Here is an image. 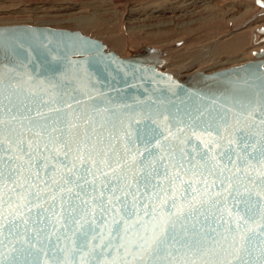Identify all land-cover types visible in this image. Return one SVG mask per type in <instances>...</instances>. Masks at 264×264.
I'll list each match as a JSON object with an SVG mask.
<instances>
[{
  "label": "snow or ice",
  "instance_id": "6c2138e0",
  "mask_svg": "<svg viewBox=\"0 0 264 264\" xmlns=\"http://www.w3.org/2000/svg\"><path fill=\"white\" fill-rule=\"evenodd\" d=\"M249 87L181 114L0 77V264H264V78Z\"/></svg>",
  "mask_w": 264,
  "mask_h": 264
},
{
  "label": "water",
  "instance_id": "95a60500",
  "mask_svg": "<svg viewBox=\"0 0 264 264\" xmlns=\"http://www.w3.org/2000/svg\"><path fill=\"white\" fill-rule=\"evenodd\" d=\"M264 40V27L257 29ZM22 55L18 56L16 53ZM162 51L143 46L121 56L100 39L80 30L28 23L0 24V77L30 74L36 80L62 82L66 88L86 86L87 105H132L134 109L193 111L219 109L225 97L242 99L264 78V48L254 59L212 72L177 77L162 70ZM101 93L103 95H101ZM218 103L213 104V101Z\"/></svg>",
  "mask_w": 264,
  "mask_h": 264
},
{
  "label": "rangeland",
  "instance_id": "374dc122",
  "mask_svg": "<svg viewBox=\"0 0 264 264\" xmlns=\"http://www.w3.org/2000/svg\"><path fill=\"white\" fill-rule=\"evenodd\" d=\"M13 23L80 30L121 56L149 45L164 54L161 69L181 77L253 59L252 35L238 51L218 45L264 27V0H0V24ZM117 40L124 46H114ZM173 61L184 62L168 67Z\"/></svg>",
  "mask_w": 264,
  "mask_h": 264
},
{
  "label": "bare ground",
  "instance_id": "6f19581e",
  "mask_svg": "<svg viewBox=\"0 0 264 264\" xmlns=\"http://www.w3.org/2000/svg\"><path fill=\"white\" fill-rule=\"evenodd\" d=\"M177 2V1H176ZM155 11V10H154ZM172 12V11H171ZM238 29V28H237ZM252 29V28H251ZM248 29L246 28L245 30H242L240 32H235L230 38L224 40L223 42H221L219 45H218V48H220L222 51L225 50V51H238V49L242 46H244L246 44L247 41H250V35L251 36V39H252V44L251 45H255V46H250L249 49H248V53L249 54H252L254 51L258 50L259 48L263 47L264 46V40L262 41H259L258 40V36L259 34L257 33V29ZM254 30V31H253ZM127 42V41H126ZM114 46H117V47H122L124 46L123 45V42H120L119 40L113 42ZM126 44V43H125ZM257 44V45H256ZM161 56L164 58V54L162 53ZM245 59H248V57H246ZM254 59V57H253ZM165 60V58H164ZM248 61V60H247ZM184 62V61H183ZM182 62V63H183ZM245 62V61H244ZM179 62H172L170 63L169 65L171 66H168V67H174V64H178ZM180 63V64H182ZM243 63V62H242ZM165 64V63H164ZM163 64V65H164ZM178 64V65H180ZM241 64V63H240ZM238 65V64H236ZM234 66V65H232ZM163 67V66H162ZM161 68V67H160ZM167 69V67L165 66L164 69ZM169 69V68H168ZM164 71H168V70H164ZM171 70H169L168 72H170ZM173 72V71H172ZM185 76V75H184Z\"/></svg>",
  "mask_w": 264,
  "mask_h": 264
}]
</instances>
